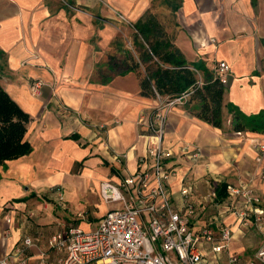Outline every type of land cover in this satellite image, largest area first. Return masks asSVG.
<instances>
[{
	"label": "crops",
	"instance_id": "0c3cea01",
	"mask_svg": "<svg viewBox=\"0 0 264 264\" xmlns=\"http://www.w3.org/2000/svg\"><path fill=\"white\" fill-rule=\"evenodd\" d=\"M147 15L187 62L215 75L223 60L231 70L221 127L193 115V102L168 113L163 145L175 155L196 145L202 154L187 174L192 199L206 220L216 213L203 200L213 176L216 187L249 182L264 202V134L232 130L227 107L264 110V0H0V84L30 114L32 146L0 164V257L30 238L27 264H55L54 233L69 225L91 230L119 206L103 200L100 183L120 184L138 170L148 133L138 120L157 102L140 94L136 70L111 61H138L129 44L143 42L134 24ZM113 46L122 54H110ZM35 79L43 83L39 95L31 92ZM186 165L170 180L172 197ZM213 220L218 228V215ZM223 220L233 230L231 251L249 257L264 243V224L240 228L230 214Z\"/></svg>",
	"mask_w": 264,
	"mask_h": 264
},
{
	"label": "built area",
	"instance_id": "2783aa9c",
	"mask_svg": "<svg viewBox=\"0 0 264 264\" xmlns=\"http://www.w3.org/2000/svg\"><path fill=\"white\" fill-rule=\"evenodd\" d=\"M122 21L132 24L123 14ZM230 66L216 62L214 76L227 82ZM203 83L199 74L198 86ZM40 79L31 84V92L40 94ZM193 89L189 88L174 97L156 93V105L140 114L148 133L144 154L138 156L139 168L123 178L120 184L108 180L100 183V195L107 202H118L109 209L91 230L69 225L54 233L48 240L49 247L59 250L55 264H264V243L249 257L229 248L233 230L226 224L224 215L233 216L238 227L264 224V202L257 190L247 181L226 186V199L217 198L211 176L207 192L203 195L207 208L215 210L206 220L202 207L191 197L188 172L202 157L196 145L182 148L183 154L175 155L163 145L168 113L185 105ZM260 157H258V160ZM187 163L179 178L178 194L169 192L170 180ZM193 187V186H192ZM218 215L221 224H214ZM33 245L25 238L13 252L0 257V264H27L24 247ZM44 264L43 260L41 263Z\"/></svg>",
	"mask_w": 264,
	"mask_h": 264
},
{
	"label": "trees",
	"instance_id": "16d2710c",
	"mask_svg": "<svg viewBox=\"0 0 264 264\" xmlns=\"http://www.w3.org/2000/svg\"><path fill=\"white\" fill-rule=\"evenodd\" d=\"M139 36L138 61L134 58L111 61L112 67H126L137 70L140 78V94L156 97H174L183 91L192 88L189 102L194 105L190 112L199 119L214 127H221L223 122V106L225 86L219 78L208 72L201 64H192L186 61L181 51L164 34L162 25L153 15L134 24ZM113 60V58H111ZM201 75L203 83L198 86V77ZM232 114V130L242 132L251 131L264 134V110L246 115L232 104H227ZM31 120L29 113L7 93L0 84V164L6 160L27 155L32 146L26 138L28 123ZM226 184L220 183L217 188V198L226 196Z\"/></svg>",
	"mask_w": 264,
	"mask_h": 264
},
{
	"label": "rangeland",
	"instance_id": "374dc122",
	"mask_svg": "<svg viewBox=\"0 0 264 264\" xmlns=\"http://www.w3.org/2000/svg\"><path fill=\"white\" fill-rule=\"evenodd\" d=\"M134 34H135V33H134ZM132 39H133V38H132ZM135 42H136V41H135ZM129 47H131V48L133 49V51H134V52H132L133 55H136L137 58H138V47L133 46V45L131 46L130 44H129ZM109 52H110V54H115L116 56H119L120 54H122V50H117V49L115 48V46H113V48H111ZM119 58H123V57H119ZM124 58H125V57H124ZM124 58H123V59H124ZM123 59H121V60H123ZM135 60H136V59H135ZM129 61H130V60H129ZM137 70H138V71H139V70L143 71L142 68H138ZM137 70H136V71H137ZM251 231H252V232H255L254 229H252ZM252 252H253V251H246L245 253H246V255H250Z\"/></svg>",
	"mask_w": 264,
	"mask_h": 264
}]
</instances>
